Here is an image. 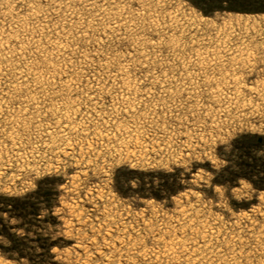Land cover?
<instances>
[{
  "label": "rangeland",
  "instance_id": "1",
  "mask_svg": "<svg viewBox=\"0 0 264 264\" xmlns=\"http://www.w3.org/2000/svg\"><path fill=\"white\" fill-rule=\"evenodd\" d=\"M134 3L144 0H0V184L23 183L28 169L48 159L45 149L50 153L76 130V138L87 137L79 155L95 150L94 142L106 147L111 141L117 151L140 149L141 156L147 152L146 158L155 160L186 155V148L199 143L195 134L213 126L225 131L237 123L264 126V79L248 58L264 39L261 14L236 13L235 20L213 22L218 28L213 36L155 7H128ZM186 100L191 103L184 106ZM142 121L158 124L161 131L141 147L134 138ZM75 147L68 144L66 150ZM55 158L59 165V152ZM63 171L69 187L58 199L70 210L80 204L81 211H91L77 200L79 193L71 194L77 174ZM142 204L130 210L131 216L120 208L103 227L90 224L98 230L91 239L111 248L104 253L108 264H264L259 204L235 235L218 238L216 229L206 246L189 243L188 205L176 200L149 211L147 202ZM137 213L139 219L147 213L150 230ZM76 225L77 233L86 231L79 220ZM92 247L99 251L97 244ZM91 255L87 244L79 251L73 244L62 264H89Z\"/></svg>",
  "mask_w": 264,
  "mask_h": 264
},
{
  "label": "snow or ice",
  "instance_id": "2",
  "mask_svg": "<svg viewBox=\"0 0 264 264\" xmlns=\"http://www.w3.org/2000/svg\"><path fill=\"white\" fill-rule=\"evenodd\" d=\"M144 6L146 11L155 7L165 15L172 13L186 26L199 24L206 32L212 31L213 36L218 34L213 22L235 20L236 13H259L264 24V0H144L143 5L128 4L129 8ZM248 58L255 61L256 71L264 79V39L253 45ZM143 67L148 70L147 65ZM163 90L167 93L166 88ZM188 103L191 100H186L184 106ZM175 115L182 114L176 110ZM189 119L194 121L195 112ZM160 131L158 124L142 121L140 136L134 139L142 147L152 142ZM78 135L76 130L75 136L52 146L50 153L45 149L48 159L28 169L23 183L0 184V264H21V257L26 264H62L65 249L73 244L76 251L87 244L92 252L89 264H108L104 253L111 248L91 239L98 230L90 224L101 223L103 227L102 222L120 208L131 216L130 210L144 206L142 202H147L149 211L169 207L176 200L188 205L191 210L185 215L192 223L187 231L193 233L189 243L205 246L216 229L221 230L220 238L229 232L235 235L246 226L255 205H260L259 214L264 216V126L255 129L237 123L229 125L228 131L223 126H213L210 131L195 134L199 143L186 148L187 154L177 159H165L163 155H157L155 160L147 159L148 153L141 156L140 149L120 147L117 151L111 141L101 147L105 142L99 136L100 143L94 142L95 150L79 155L77 150L87 137L78 139ZM68 144L76 147L66 150ZM57 152L61 155L59 165ZM64 169L77 174L71 194L79 193L77 200L88 203L91 211H81L80 204L70 210L58 199L69 187L64 183ZM85 215L91 221L83 219ZM137 218L150 230L147 213L144 219H139L137 213ZM77 220L86 231L77 233ZM93 244L98 245L99 251Z\"/></svg>",
  "mask_w": 264,
  "mask_h": 264
},
{
  "label": "bare ground",
  "instance_id": "3",
  "mask_svg": "<svg viewBox=\"0 0 264 264\" xmlns=\"http://www.w3.org/2000/svg\"><path fill=\"white\" fill-rule=\"evenodd\" d=\"M67 50V49H66ZM21 72V71H20ZM19 73V72H18ZM22 75V74H21ZM24 75V74H23ZM38 80V79H37ZM37 87V86H36ZM15 90V89H14ZM62 130V129H61ZM58 143V142H57Z\"/></svg>",
  "mask_w": 264,
  "mask_h": 264
}]
</instances>
